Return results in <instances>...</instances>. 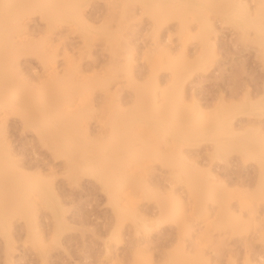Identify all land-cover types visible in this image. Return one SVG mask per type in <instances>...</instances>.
<instances>
[{
    "label": "rangeland",
    "instance_id": "374dc122",
    "mask_svg": "<svg viewBox=\"0 0 264 264\" xmlns=\"http://www.w3.org/2000/svg\"><path fill=\"white\" fill-rule=\"evenodd\" d=\"M77 1L87 19L85 30L73 21L50 23L33 11L24 29L13 32V39L24 46L15 63L21 96L32 95L33 105L1 109L0 127L16 159L28 171L52 180L56 198L51 204L38 199L28 210L43 233L41 240L27 231L25 217L11 215V248L0 234V264H264V168L238 150L218 159L209 140L179 145L171 133L159 137L153 125L136 123L135 152L116 165L135 181L133 191L121 194H130L129 206L150 222L145 230L127 216L118 220L101 183L87 174L71 177L65 158L56 157L38 133L44 118L57 120L58 127L63 121L49 117L50 103L42 101L45 90H51L50 102L56 95L67 103L65 113L81 117L75 125L79 133L99 145L107 143L112 125L134 109L138 87L157 79L161 95L171 85L168 64L173 62L186 72L185 104L208 112L242 105L244 111L233 108L237 128L264 130V111L247 112L253 104L264 105V55L255 29H242L210 10L213 29L205 44L202 26L191 14L182 17L172 10L160 17L139 0ZM170 1L178 5L188 0ZM246 1L255 13L258 0ZM200 55L204 66L193 67ZM61 76L70 89L58 88L55 81ZM40 109L45 111L42 117ZM25 110L31 113L27 118L22 116ZM121 134L114 146L129 139ZM151 146L174 156L182 151L188 160H196L197 178L209 170L215 174L221 183H215L216 200L205 201L208 210L197 208L187 184L176 180L175 166L151 157ZM161 208L166 213L159 221Z\"/></svg>",
    "mask_w": 264,
    "mask_h": 264
},
{
    "label": "bare ground",
    "instance_id": "6f19581e",
    "mask_svg": "<svg viewBox=\"0 0 264 264\" xmlns=\"http://www.w3.org/2000/svg\"><path fill=\"white\" fill-rule=\"evenodd\" d=\"M129 1L131 0H127L126 3ZM139 1L150 12L160 17L172 10H179L182 17L191 14L202 26L201 41L205 44L210 42L209 33L213 29V24L207 15L210 10L220 13L225 19L236 21L242 29L253 27L256 31V42L261 46L264 55V0H258L255 13L251 11L246 0H201L200 3L192 5L188 4L191 0L186 3L182 1L178 5H173L170 0ZM33 11H39L50 23L73 21L84 30L87 24V19L82 13V4L77 0H0V110L17 111L19 106L33 105L30 101L32 95L21 96L23 86L15 69V63L24 50V46L13 39V32L24 29L25 18ZM154 45L155 42L153 47ZM257 52L259 53V50ZM70 59L72 58L68 60ZM204 64L205 58L200 55L192 66L201 68ZM168 67L172 71L171 85L162 89L161 95L158 94L160 83L157 79H153L148 86L138 87L134 109L122 121L119 120L112 125L107 143L102 145L88 141L85 134L79 133L75 125L81 117L65 113L64 108L67 104L65 101L55 95L54 102H50L53 98H48L51 90H45L48 94L41 96L42 101L50 103L51 116L49 117L55 116L63 120L59 127L55 124L57 120L44 118L41 121L42 126L38 129V133L44 143L54 148L56 157L65 158L71 177H75L78 173L87 174L101 183L118 220L127 216L133 219L136 227L145 230L150 229V222L141 218L129 206L132 197L130 194L126 197H122L121 194L123 191L126 193L128 188L133 191L136 187L135 181L121 173L119 166L116 165L119 162L123 164L126 158L133 156L135 152L132 147V138L133 126L136 123L153 125L159 137L171 133L179 145L209 140L213 143V157L218 159L226 157L231 151L238 150L244 158L253 159L261 168H264V130L258 127L254 130L237 128L236 122L233 121L235 113L233 108L237 107L239 111H244V107L234 105L230 110L225 106H219L208 112L198 105L185 104L181 100L185 69L179 62L169 63ZM69 76V74L67 77L64 75L66 79ZM61 77L55 81L58 88L70 89V85L65 86L66 79ZM68 96L71 95L68 94ZM263 111L262 103L253 104L247 110L250 113ZM39 112L41 117L44 116V110L40 109ZM29 115L31 113L28 114L26 110L22 112L24 118ZM121 133H124L123 137H129V139L122 146H114L113 142L121 137ZM11 147L3 128L0 127V234L5 236L8 250L12 242V235L9 233L11 215L20 213L25 217L27 231L41 240L43 233L31 221L28 210L38 199L51 204L56 198L52 180L39 172L28 171L24 164L16 159ZM150 151L153 159H159L164 164L177 168L176 180L187 184L190 194L198 200L197 208L200 211L208 210L205 201L216 200L215 183H221L214 180L215 174L209 170L205 176L197 178L196 171L193 169L195 168L193 164L197 161L188 160L189 158L182 151L177 156L163 153L156 146H151ZM122 199L128 206L122 204ZM165 213V209L161 208L159 221L164 219ZM187 213L189 215V212ZM56 217L60 225L62 221L58 216ZM246 264L258 263L249 261Z\"/></svg>",
    "mask_w": 264,
    "mask_h": 264
}]
</instances>
